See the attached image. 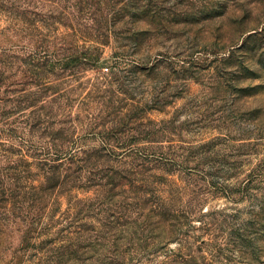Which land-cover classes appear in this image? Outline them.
<instances>
[{
  "label": "rangeland",
  "instance_id": "374dc122",
  "mask_svg": "<svg viewBox=\"0 0 264 264\" xmlns=\"http://www.w3.org/2000/svg\"><path fill=\"white\" fill-rule=\"evenodd\" d=\"M0 264H264V0H0Z\"/></svg>",
  "mask_w": 264,
  "mask_h": 264
}]
</instances>
